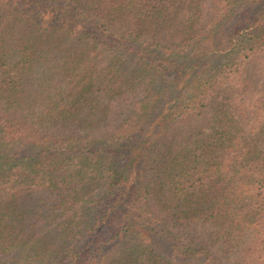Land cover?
Segmentation results:
<instances>
[{"label": "trees", "instance_id": "16d2710c", "mask_svg": "<svg viewBox=\"0 0 264 264\" xmlns=\"http://www.w3.org/2000/svg\"><path fill=\"white\" fill-rule=\"evenodd\" d=\"M252 61L264 0H0V264H264Z\"/></svg>", "mask_w": 264, "mask_h": 264}, {"label": "rangeland", "instance_id": "374dc122", "mask_svg": "<svg viewBox=\"0 0 264 264\" xmlns=\"http://www.w3.org/2000/svg\"><path fill=\"white\" fill-rule=\"evenodd\" d=\"M178 27H180V25H178ZM174 35L175 34H173L171 38H174ZM246 72L252 82V85L259 89L261 84L264 83V62L252 61L250 64H248ZM201 120H204V117L200 115L194 124H199Z\"/></svg>", "mask_w": 264, "mask_h": 264}]
</instances>
